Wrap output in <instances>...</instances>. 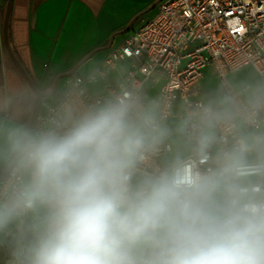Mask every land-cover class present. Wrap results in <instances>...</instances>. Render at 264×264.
Instances as JSON below:
<instances>
[{"label": "clouds", "instance_id": "1", "mask_svg": "<svg viewBox=\"0 0 264 264\" xmlns=\"http://www.w3.org/2000/svg\"><path fill=\"white\" fill-rule=\"evenodd\" d=\"M194 119L199 158L222 145L210 166L151 173L141 165L168 131L127 94L47 129L0 131L12 264H264V191L245 180L264 172V88Z\"/></svg>", "mask_w": 264, "mask_h": 264}, {"label": "built area", "instance_id": "2", "mask_svg": "<svg viewBox=\"0 0 264 264\" xmlns=\"http://www.w3.org/2000/svg\"><path fill=\"white\" fill-rule=\"evenodd\" d=\"M156 8L154 16L143 19L91 72L77 73L61 93L50 97L32 130L47 129L68 112L75 115L127 94L154 112L162 128L171 120L183 124L180 135L191 153L179 162L201 169L210 166L211 155L222 145H214L205 161L189 135L191 123L197 122L194 114L206 107L216 109L202 81L209 72L227 98H244L260 88H237L231 77L250 69L264 81V0H163ZM217 136L225 143L232 139L223 129H217ZM173 153L172 143L164 138L141 171L167 168ZM245 180L264 191V172ZM15 232L9 230V242ZM12 262L7 259L5 264Z\"/></svg>", "mask_w": 264, "mask_h": 264}, {"label": "crops", "instance_id": "3", "mask_svg": "<svg viewBox=\"0 0 264 264\" xmlns=\"http://www.w3.org/2000/svg\"><path fill=\"white\" fill-rule=\"evenodd\" d=\"M157 1L12 0L8 23L10 45L38 89L50 93L58 76L70 73L89 54L107 47L112 36L124 30L138 14ZM7 5L8 0H0V131L14 126L28 128L36 100L4 46L3 25ZM156 12L157 8L146 17L150 18ZM136 23L132 30L140 24ZM127 34L117 35L110 48L98 51L72 76L61 79L56 94L61 93L77 73L87 75L91 72ZM202 84L212 96L216 108L227 99L218 79L209 72ZM51 101V98L43 99L40 110Z\"/></svg>", "mask_w": 264, "mask_h": 264}, {"label": "water", "instance_id": "4", "mask_svg": "<svg viewBox=\"0 0 264 264\" xmlns=\"http://www.w3.org/2000/svg\"><path fill=\"white\" fill-rule=\"evenodd\" d=\"M162 1L163 0H158L152 6H150L147 10L138 14L128 24V26L124 30H122V31L118 32L117 34H115L114 36H112V38L110 39V44L107 47L101 48V49L89 54L84 60H82L79 64H77L75 66V68L70 73L58 76L54 81L53 90L50 93H43L38 89L36 83L32 80L29 73L22 67V65L20 64V62L16 58V56H15V54L11 48L9 36H8V23H9V18H10L12 0H8V5H7V9H6V14H5V20H4V25H3L4 46H5L6 52L9 56L11 62L13 63L15 68L20 72V74L23 76V78L26 80V82L28 83V85L30 86V88L32 89V91L34 92V94L36 96L33 114H32L31 122H30L28 129L32 130L34 128L36 121H37V117H38L39 112H40V107H41V103H42L43 99L50 98L56 94V92L58 90V85H59V82L61 79L72 76L82 65H84L87 61H89L91 59V57L94 56V54H96L98 51H104V50L110 48L114 42V38L117 35H124V34L129 33L132 30V26L138 20H140L142 17H144V16L148 15L150 12H152L158 6V4ZM2 177H3V173L0 174V178H2Z\"/></svg>", "mask_w": 264, "mask_h": 264}, {"label": "rangeland", "instance_id": "5", "mask_svg": "<svg viewBox=\"0 0 264 264\" xmlns=\"http://www.w3.org/2000/svg\"><path fill=\"white\" fill-rule=\"evenodd\" d=\"M147 18L148 17L146 16L142 17L137 23L139 24L143 19H147ZM118 39L119 38L117 37L116 40ZM231 80L234 83V85L236 84L237 88H242L247 84H253V86L258 85V87L264 88V81L258 78L255 75V73L250 69H245L237 73L231 78ZM221 94L224 96L222 90H221ZM176 112L179 111L176 110ZM163 128L167 129L168 135L165 138L172 143L174 150V153L169 157V160H171L172 162H176L188 156L191 153V149L186 143L182 141L180 135V132L183 129V124L179 123L178 121L171 120L166 122ZM8 233L9 231L0 233V264H5L7 259L13 258V251L15 249V240L9 242L10 240L7 239Z\"/></svg>", "mask_w": 264, "mask_h": 264}]
</instances>
